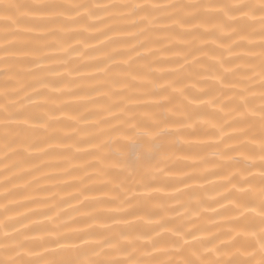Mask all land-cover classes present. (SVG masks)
I'll return each mask as SVG.
<instances>
[{
  "label": "snow or ice",
  "instance_id": "1",
  "mask_svg": "<svg viewBox=\"0 0 264 264\" xmlns=\"http://www.w3.org/2000/svg\"><path fill=\"white\" fill-rule=\"evenodd\" d=\"M0 54V264H264V0H0ZM171 148L213 158L172 173ZM45 167L72 177L59 199L25 179Z\"/></svg>",
  "mask_w": 264,
  "mask_h": 264
},
{
  "label": "bare ground",
  "instance_id": "2",
  "mask_svg": "<svg viewBox=\"0 0 264 264\" xmlns=\"http://www.w3.org/2000/svg\"><path fill=\"white\" fill-rule=\"evenodd\" d=\"M20 2H25V0H20ZM60 2L63 3H92V4H99V5H104V4H111V3H158V4H167V3H171V2H176V3H180V2H189V0H60ZM118 11H122L119 9H109L108 12H118ZM107 13L106 12H99L98 16L100 17H104L106 16ZM99 26V25H98ZM49 27H55V25H49ZM72 27H76V26H72ZM40 35H44L43 33H39ZM34 36L37 34H33ZM160 35H163V33H161ZM255 39H259V37H256ZM56 40V37L53 36H45L44 40H40V41H36V43L39 44H43L45 41L48 42H53ZM68 43H71V41H68ZM90 44H95L94 40H90L89 41ZM81 47L83 48V45H81ZM29 49H24L22 50L21 53H19L17 55V57L15 58L18 61H21L20 63H17L16 68L17 70H23L25 73H27L29 70L33 71L35 75H41L40 73H35V69L36 67L39 66H48L51 62L50 61H38L37 64H33L28 62L29 60H33L36 58L35 55H29L28 59L25 60L24 56H23V52H28ZM244 49H235L234 52L235 53H242L244 52ZM2 55V54H0ZM39 55H50V56H54V57H59L62 55V53L59 51L58 47H51V48H41V52L39 53ZM225 57H227L228 53H224ZM67 59V58H65ZM72 59H73V63L67 65L68 68H72V67H76L79 63L81 62H86L88 61V57H79L77 58L76 54L73 53L72 54ZM237 64H242L243 61H237ZM162 67H170L171 65L168 64H164L161 65ZM225 67H232V65H226ZM66 69L65 68H59L58 71L60 72H64ZM76 73H71V75L68 77V79H73L75 77ZM32 77L31 76H23L22 77V83H26L31 81ZM3 80V76L0 75V82H2ZM76 83H80V81H76ZM17 87H19L20 85H16ZM25 92L31 93V89L30 88H25ZM21 96L24 95V92L20 93ZM34 100L39 99L37 97H33ZM60 100H64V101H73L74 98L72 96H68V95H64L59 97ZM145 99H151L146 97ZM25 103H28V101H25ZM71 114H75V113H71ZM56 116H60L61 114L59 112L55 113ZM61 130V134H63V132L68 131L67 128H64L63 126H58ZM179 139L181 140V142L183 143L184 141H188V142H192V143H196L197 141H207L209 138L208 137H202V136H195V135H187V134H180ZM125 144L128 145V150L129 151H135L136 147L138 145L133 144L131 141H124ZM43 146V145H42ZM79 148L81 150H89V146L87 144H81L79 145ZM75 150V149H74ZM212 149L211 148H206V149H188V148H181V149H176V148H171L168 150V152L165 154L167 157V163L171 164L173 162L176 163V167L171 169L172 173H181V172H191L193 170L192 165L194 164L195 160L198 158L199 155H208L210 159H212L213 157H211L210 153H211ZM57 152H59V149H57ZM15 158L9 159V160H5L3 159V154L0 153V173H3V169L5 167V165L9 166V172L8 173H3L6 175H10L12 173H14L16 171L15 168H12L11 165L13 163ZM85 159H91L89 158H85ZM33 163H38L39 161L34 160L32 161ZM55 163V161H53ZM72 163L74 164H80L83 163V160H77V161H73ZM66 166V165H65ZM164 164H161L160 167H164ZM87 171L91 172L92 169H88ZM43 174H49L51 176L54 177V179H40V177ZM33 177L37 178V183L34 184L32 187L33 189H37L40 187L43 188H47L50 189L53 192H57L58 196L57 199H59L61 196L65 195V192L60 191V188L63 186V183L67 182V183H73L72 177L70 176H63L56 168L54 167H45L42 168L40 170V172H35L32 174V176H28L25 177V179L31 180ZM0 178H2V176H0ZM207 180L209 181H215L216 177L214 176H207L206 177ZM204 180L199 181V183H204ZM176 187H183V185H179L176 184ZM74 189H67V191H73ZM168 191H171V188L167 189ZM207 193L208 195H214V193L211 192L210 188L207 189ZM131 193H129L130 195ZM33 195L36 196L37 198H44L46 196L49 195L48 192L45 191H34ZM85 195H99V193H85ZM70 204H74L75 201H69ZM212 207H216V205H212ZM206 218L208 219H214V220H219V217H215L212 215L211 212H207L204 214Z\"/></svg>",
  "mask_w": 264,
  "mask_h": 264
}]
</instances>
